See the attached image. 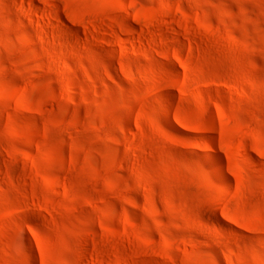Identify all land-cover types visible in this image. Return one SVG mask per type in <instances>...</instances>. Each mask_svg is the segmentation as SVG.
I'll use <instances>...</instances> for the list:
<instances>
[{
    "label": "rangeland",
    "instance_id": "374dc122",
    "mask_svg": "<svg viewBox=\"0 0 264 264\" xmlns=\"http://www.w3.org/2000/svg\"><path fill=\"white\" fill-rule=\"evenodd\" d=\"M0 264H264V0H0Z\"/></svg>",
    "mask_w": 264,
    "mask_h": 264
}]
</instances>
